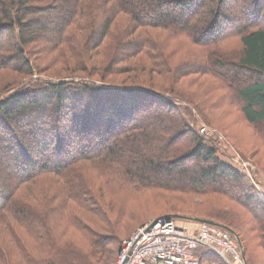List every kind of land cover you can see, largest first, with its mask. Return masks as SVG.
Listing matches in <instances>:
<instances>
[{
	"label": "trees",
	"instance_id": "trees-1",
	"mask_svg": "<svg viewBox=\"0 0 264 264\" xmlns=\"http://www.w3.org/2000/svg\"><path fill=\"white\" fill-rule=\"evenodd\" d=\"M157 29L218 57L203 70L236 94L249 124L264 122V80L233 77L264 79V0H0V75L40 77L0 101V264H116L126 228L106 208L114 183L227 198L250 213L260 254L237 211L169 203L167 216L215 222L239 236L247 264H264V193L193 129L191 108L153 84L157 74L175 85L185 78L164 53L150 57ZM233 37L237 64L216 54ZM124 69L129 86L117 83Z\"/></svg>",
	"mask_w": 264,
	"mask_h": 264
},
{
	"label": "rangeland",
	"instance_id": "rangeland-1",
	"mask_svg": "<svg viewBox=\"0 0 264 264\" xmlns=\"http://www.w3.org/2000/svg\"><path fill=\"white\" fill-rule=\"evenodd\" d=\"M45 18L44 16V18L38 20L44 21L46 24ZM128 24L126 22L122 25L124 28H129ZM148 32L154 35L153 39L156 43L154 45L155 49L152 50L153 52H149L150 57L154 59L156 56L161 57L160 53H164L165 59H162L167 61L170 66L169 69H171L170 71L174 72L176 76H185L178 85H175L174 83H165L163 77H159L157 74L153 83L156 84L157 90L165 95V99H170L171 104H180L183 107L191 108L192 112L189 119L193 129L214 144L218 150L219 157L224 162L247 174L258 190L264 193V122H261L257 126L249 124L241 111L244 105L238 101L236 94L228 90L224 83H221L203 70V68L205 69L204 66H213L214 62L219 58L209 55L208 49L196 47L184 38L172 37L170 30L163 31L157 29L154 32ZM216 50V54L220 55L222 61L237 64L239 61V51H241L240 40L237 37L230 38L224 41ZM92 65L93 62L91 61L89 66ZM48 72L46 75L44 74L45 76H42V81H49L50 78L48 76L52 78L50 75L52 73ZM128 72L127 69H124L121 75L116 77L119 80L118 84L126 86L132 84V75ZM3 74L0 75V101L18 91L23 84L26 83V86L29 87L31 83L40 80L36 74L33 77L34 79L18 76L12 71H6ZM233 77L236 83H241L244 80L247 81L253 77L264 80L262 77L254 76V74H241L240 76L234 75ZM98 84L102 83L98 82ZM174 87L182 89V91L178 89L182 95V99L175 97L180 93L176 90L173 93ZM49 114L50 117L54 116L52 110ZM30 121L31 119L28 116H23L22 121L20 120L22 126L25 128L29 126V123L31 124ZM203 129H205L204 133H202ZM104 188L107 191H112L110 198L113 201L112 205L114 207H110V198V203H106V208L110 212L111 209L115 208V212L112 211L113 213H110L111 217L113 220L119 218L125 223L123 226L126 230L125 232L121 231L122 241L129 238L133 232L145 224L170 215V212H172L169 208L170 203L183 213L198 212L199 214H208L218 208H227L239 212L245 221L243 237L247 238L246 240L249 241L250 247L253 250H257L256 254L261 253V250L258 248L259 240L255 234L259 229L256 227L255 233L253 232L255 223H253L254 220L250 216V213L225 197L191 196L169 191L136 193L122 183H114L111 186L106 185ZM122 212L124 214L120 215ZM185 222L179 220L178 224L180 226L187 224L193 229L198 224L193 221H190L191 223ZM122 241L113 246L116 249V261ZM197 254H203L204 259L221 261L218 256L207 253L205 249L198 250Z\"/></svg>",
	"mask_w": 264,
	"mask_h": 264
},
{
	"label": "built area",
	"instance_id": "built-area-1",
	"mask_svg": "<svg viewBox=\"0 0 264 264\" xmlns=\"http://www.w3.org/2000/svg\"><path fill=\"white\" fill-rule=\"evenodd\" d=\"M205 129L202 130V133ZM205 249L221 261L204 259ZM117 264H247L236 237L224 227L198 223L180 226L173 216H163L133 232L123 241Z\"/></svg>",
	"mask_w": 264,
	"mask_h": 264
},
{
	"label": "water",
	"instance_id": "water-1",
	"mask_svg": "<svg viewBox=\"0 0 264 264\" xmlns=\"http://www.w3.org/2000/svg\"><path fill=\"white\" fill-rule=\"evenodd\" d=\"M174 218H178V216H173ZM189 221H193V222H196V223H205V224H211V225H215V226H220L222 227L221 225L215 223V222H212V221H207V220H201V219H190V218H187ZM232 234L236 237L237 241L239 242L240 246H241V249H242V255L244 258H246V251L242 245V242H241V239L239 238V236H237L235 233L232 232Z\"/></svg>",
	"mask_w": 264,
	"mask_h": 264
}]
</instances>
